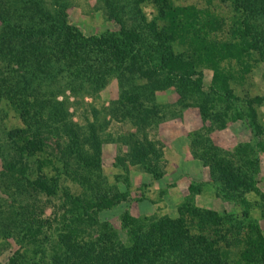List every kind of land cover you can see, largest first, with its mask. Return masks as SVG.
Instances as JSON below:
<instances>
[{"label":"trees","instance_id":"obj_1","mask_svg":"<svg viewBox=\"0 0 264 264\" xmlns=\"http://www.w3.org/2000/svg\"><path fill=\"white\" fill-rule=\"evenodd\" d=\"M101 1L117 29L87 34L68 21L66 0H0V126L10 111L22 125L6 130L17 157L0 173V241L19 244L7 264H264V235L248 211L201 207L193 196H184L174 215L136 218L124 211V241L114 226L100 223L101 210L129 198L128 178V190L100 187L99 150L87 149L98 145L94 125L78 129L67 99L57 98L66 90L92 94L116 77L121 115L143 132L141 140L132 136L125 157L157 179L162 150L144 128L162 115L140 80L173 86L174 108L194 98L199 110L203 126L190 133L191 144L209 167L216 196L246 203L243 193L256 190V178L239 162L264 150V97L242 85L264 65V0ZM219 1L230 3V17L216 13ZM228 119L244 120L255 144L229 151L207 139ZM124 159L116 156L114 165ZM63 179L81 192L72 195ZM61 189L67 205L60 220L43 217L39 196ZM83 226L90 228L87 238Z\"/></svg>","mask_w":264,"mask_h":264},{"label":"rangeland","instance_id":"obj_2","mask_svg":"<svg viewBox=\"0 0 264 264\" xmlns=\"http://www.w3.org/2000/svg\"><path fill=\"white\" fill-rule=\"evenodd\" d=\"M66 1L68 21L84 33L117 29L113 21H108L101 0ZM179 2L205 5L204 0H179ZM216 4L218 5L216 13L230 17L228 1H219ZM140 81L142 86H145L144 88L151 90L154 95L153 100L158 104L160 115H162L156 123H151L144 128L147 140L154 141L162 150V156L156 165L157 170L161 172V177L157 179L144 166L133 164L125 157L131 145L132 136L141 140L143 132L121 115L119 110L121 105L118 102L119 85L116 77H110L96 85L92 94L80 93L73 96L66 90L64 96L60 94L57 97L60 100L67 99L71 120L78 129L86 131L89 123L94 125L98 145L89 144L87 149L92 154L95 147L99 150L100 187L109 188V190H115L114 187L120 191L128 190L125 184L126 177L130 184L129 198L111 209L101 210L97 215L98 221L114 226L120 239L124 241V233L119 229L120 216L124 211L128 210L136 218L163 214L174 215L175 207L183 197L193 196L194 202L201 207L218 210L231 209L237 215H240L243 210L248 211L259 224L264 235V150L257 148L254 155L239 162L243 169H247L256 178V190L243 193L247 202L237 201L233 205L230 201L218 198L209 180V167L194 156V148L192 149L190 133L203 126L199 110L192 101L194 98L188 100L191 101L188 106L184 108L175 106L174 108L173 105L177 103L179 94L173 86L160 88V85L153 81ZM246 87L252 95L264 97L263 64L250 74V78L246 79L242 88ZM143 102L149 104L151 101L144 97ZM262 103L260 114H264V100ZM221 106V102H216V108ZM168 108H173V110ZM261 121L264 123V115ZM4 123V130L0 126V173L2 166L17 157L6 142V130L11 126L21 125V121L10 111V117H7ZM226 123L224 128H215L209 132L206 135L207 139L229 151H233L237 145L246 142L255 144L253 140L251 141V130L244 120L228 119ZM261 137L264 142V133ZM118 155L124 156L125 159L122 165L115 166L114 159ZM59 183L62 187H66L72 195L81 192V187L76 182H71L70 179H63ZM62 191V189L58 190L53 196H39L40 204L43 205V217L60 220L67 205ZM4 197L0 191L1 204L3 202L1 198ZM55 222L56 225L60 224ZM81 229H85L84 238H87L86 235L90 232V228L83 226ZM0 245V264H7L8 258L19 248V244L10 238L8 242L0 241ZM20 252H23L22 247Z\"/></svg>","mask_w":264,"mask_h":264}]
</instances>
